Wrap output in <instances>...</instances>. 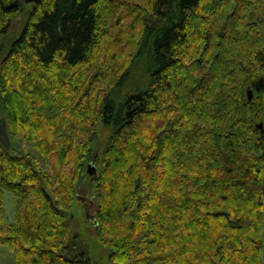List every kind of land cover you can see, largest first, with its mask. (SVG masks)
Listing matches in <instances>:
<instances>
[{
	"label": "trees",
	"instance_id": "1",
	"mask_svg": "<svg viewBox=\"0 0 264 264\" xmlns=\"http://www.w3.org/2000/svg\"><path fill=\"white\" fill-rule=\"evenodd\" d=\"M14 2L0 0V39ZM28 2L0 68L14 264H90L68 214L100 121L115 128L95 179L110 263L263 264L264 0Z\"/></svg>",
	"mask_w": 264,
	"mask_h": 264
},
{
	"label": "rangeland",
	"instance_id": "2",
	"mask_svg": "<svg viewBox=\"0 0 264 264\" xmlns=\"http://www.w3.org/2000/svg\"><path fill=\"white\" fill-rule=\"evenodd\" d=\"M16 1V0H14ZM19 10H16L12 14V21L8 33L0 39V68L2 60L6 57L8 50L11 47L12 42L16 39L18 35L23 31L25 24L29 18L30 11L35 7L34 2H28L26 0H20ZM122 66V65H119ZM118 66V68H119ZM140 72V70H139ZM63 74V72H62ZM139 74V73H137ZM143 78H137L131 80L127 87L122 91L120 98L123 99L125 94L128 92L136 91L138 88H142L144 85ZM107 79L105 80L104 87L108 84ZM207 85L206 83L204 86ZM253 93L255 94L254 100L257 98V93L255 88ZM250 89H248L249 91ZM247 91V93H248ZM1 100V99H0ZM263 123V121H261ZM260 122V123H261ZM264 124V123H263ZM0 126L6 130L5 122V110L3 104L0 101ZM97 136L92 143V151L90 157L86 160V165L91 163L92 166L96 165L95 173L96 175L85 173L80 187L78 188L79 193L73 199L71 208L69 211V217L71 218V224L74 232L79 236L81 242L85 245L87 250V256L90 259V264H112L109 261V251L101 243V232L98 226L93 220L89 219V211L93 214H97L98 211V200L96 201V177L100 174L102 169V162L104 157L105 148L110 141V138L115 130L113 125H104L101 121L99 122L97 128ZM2 133V132H1ZM0 133V134H1ZM11 143V142H10ZM14 147V152H20L23 150H31L32 147L30 143L24 142L20 139L12 140ZM45 169H48L47 165L44 164ZM79 194L83 195L84 198L81 199ZM113 204H118L120 202V196H117L111 201ZM4 204L6 212V222L14 223L15 215V195L12 191L5 190L4 193ZM119 206L122 203L118 204ZM113 214L116 211H112ZM264 213V211H263ZM15 254L14 251L6 244L0 243V264H14ZM264 264V255H263Z\"/></svg>",
	"mask_w": 264,
	"mask_h": 264
},
{
	"label": "water",
	"instance_id": "3",
	"mask_svg": "<svg viewBox=\"0 0 264 264\" xmlns=\"http://www.w3.org/2000/svg\"><path fill=\"white\" fill-rule=\"evenodd\" d=\"M28 1H33V0H28ZM19 5V0H16L14 3L10 4V7H14V6H18ZM253 96H254V93H253V90H249L248 91V98L249 100H252L253 99ZM259 128H261L262 132L264 131V124L261 122L259 125H258ZM1 128V126H0ZM2 132V133H1ZM0 139L3 141V142H6V144L8 145V147H10V138L7 134V131L4 129L1 128V131H0ZM95 168H96V165L92 166L91 163L89 164V167H88V172L90 174H94L95 173ZM80 198L83 199L84 196L79 194ZM89 219L93 220L94 223L98 226L99 225V222H98V219H97V216L96 214H93L91 211H89Z\"/></svg>",
	"mask_w": 264,
	"mask_h": 264
},
{
	"label": "flooded vegetation",
	"instance_id": "4",
	"mask_svg": "<svg viewBox=\"0 0 264 264\" xmlns=\"http://www.w3.org/2000/svg\"><path fill=\"white\" fill-rule=\"evenodd\" d=\"M0 131H1V128H0Z\"/></svg>",
	"mask_w": 264,
	"mask_h": 264
}]
</instances>
